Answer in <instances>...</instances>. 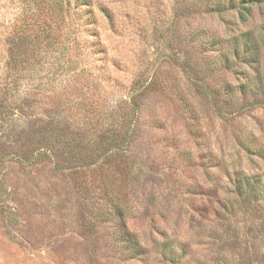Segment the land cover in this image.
Returning <instances> with one entry per match:
<instances>
[{"label": "rangeland", "instance_id": "1", "mask_svg": "<svg viewBox=\"0 0 264 264\" xmlns=\"http://www.w3.org/2000/svg\"><path fill=\"white\" fill-rule=\"evenodd\" d=\"M92 1L105 51L60 73L25 49L11 63L39 10L0 0V264H264V198L234 181L264 196V0L245 22L209 0ZM248 30L258 60L233 55ZM133 82L128 140L72 152Z\"/></svg>", "mask_w": 264, "mask_h": 264}, {"label": "trees", "instance_id": "2", "mask_svg": "<svg viewBox=\"0 0 264 264\" xmlns=\"http://www.w3.org/2000/svg\"><path fill=\"white\" fill-rule=\"evenodd\" d=\"M263 0H209L213 10L224 11L228 9L235 11L238 17L242 21H247L253 11V7ZM38 15H34L33 22L29 24L24 31L18 36V40H13L14 46H12L13 54L11 56V63L15 60V51L25 49V55L28 53L37 54L42 56L44 63L50 66H54L58 71L62 73L64 68L71 70L72 57L81 54V51L90 53L91 55L96 52L104 53L103 42L100 36L99 30L96 27L97 15L93 9L92 0H36ZM101 9V8H100ZM105 11L104 9H102ZM50 11V12H49ZM108 17H110L107 14ZM32 26V27H31ZM242 42H238V46L233 48V55L235 57L253 58V60L259 59L260 54V41L254 37V34L248 30L245 35L242 34ZM242 44V48L240 45ZM15 50V51H14ZM242 50V53H241ZM59 52L63 54L68 53V58H55L53 56ZM226 55V54H225ZM228 60V56H225ZM34 60L31 64L34 67ZM178 64V63H177ZM180 66V65H178ZM181 71L184 72L185 67L182 65ZM24 81V80H23ZM24 83V82H22ZM134 83V82H133ZM146 85V83H144ZM143 84V85H144ZM21 86V84H20ZM60 86L65 88L60 81ZM74 88H82L83 86L74 85ZM134 83L132 90L130 91L129 99L126 101V106H121L113 113V122L107 121L94 127L91 133H84L80 131L72 132L78 141L73 139L68 140L67 147L69 146L74 153H82L84 150H88L91 147L93 140L99 139L100 142L105 141L107 138H111L117 142H121V146L131 136L132 126L136 121L139 106V99L146 86L140 85L139 88H135ZM87 89L93 87L96 89L97 84L94 80H90ZM142 91V92H141ZM141 93V94H140ZM132 116V117H131ZM39 129L37 133L44 137H50L52 132L49 125ZM80 130V129H79ZM35 130L32 131L34 133ZM61 131V129H60ZM49 133V134H48ZM67 135L66 133H59L57 137ZM236 188H239L240 195L254 193L258 196L255 200L259 203V207L262 206L261 200L264 198L263 194H256V187L259 180L254 175H241L236 177ZM243 189V191H242ZM132 243V244H131ZM138 243L134 238L130 240V246L136 247Z\"/></svg>", "mask_w": 264, "mask_h": 264}]
</instances>
